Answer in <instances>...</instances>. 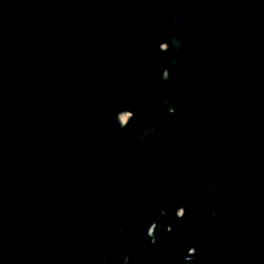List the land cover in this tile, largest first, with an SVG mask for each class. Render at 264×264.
<instances>
[{
    "label": "water",
    "instance_id": "obj_1",
    "mask_svg": "<svg viewBox=\"0 0 264 264\" xmlns=\"http://www.w3.org/2000/svg\"><path fill=\"white\" fill-rule=\"evenodd\" d=\"M0 264H264V0H0Z\"/></svg>",
    "mask_w": 264,
    "mask_h": 264
},
{
    "label": "flooded vegetation",
    "instance_id": "obj_2",
    "mask_svg": "<svg viewBox=\"0 0 264 264\" xmlns=\"http://www.w3.org/2000/svg\"><path fill=\"white\" fill-rule=\"evenodd\" d=\"M162 49H167V45L166 44H164V45H162ZM166 75V74H165ZM128 120H129V117L125 120V121H122L121 120V116H120V121H121V123L123 124V125H125L127 122H128ZM180 214H182V213H180ZM150 235L151 236H153V233H154V227H152L151 229H150Z\"/></svg>",
    "mask_w": 264,
    "mask_h": 264
},
{
    "label": "rangeland",
    "instance_id": "obj_3",
    "mask_svg": "<svg viewBox=\"0 0 264 264\" xmlns=\"http://www.w3.org/2000/svg\"><path fill=\"white\" fill-rule=\"evenodd\" d=\"M129 117V114L125 113L121 115V120L125 121Z\"/></svg>",
    "mask_w": 264,
    "mask_h": 264
}]
</instances>
